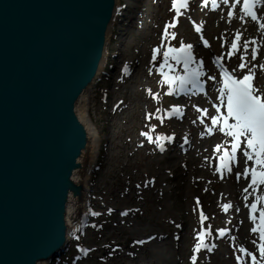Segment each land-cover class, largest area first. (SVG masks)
I'll return each mask as SVG.
<instances>
[{"label":"rangeland","instance_id":"rangeland-1","mask_svg":"<svg viewBox=\"0 0 264 264\" xmlns=\"http://www.w3.org/2000/svg\"><path fill=\"white\" fill-rule=\"evenodd\" d=\"M228 1L229 8L224 0L213 8L210 3L205 6L203 0H189L181 15L173 8V0H122L121 14L106 47V63L87 99L78 103L88 111L98 132L92 137L96 139L95 158L87 179L89 217L81 221V227L87 225L83 232L80 227L71 233L67 251L48 264H192L193 255L198 257L196 264H240L237 257L244 256L241 248L253 252L259 260V251L252 243H259V237H251L253 221L247 205L264 207V185L249 187L251 176L244 178L245 168L240 162L247 160L242 155L245 148L238 149L234 160L222 161L221 150H231V138L227 136L221 144L215 141L219 134L226 135L220 131V120L212 123L213 118H219L215 94L212 98L210 92L178 99L174 85L166 83L162 74L176 72L168 70L174 53H169L168 66H164L163 53L169 47L192 45L195 55L191 69L209 72V84L215 88L214 58L232 52L229 45L238 32L235 30L240 29L229 19L235 20L239 5L236 0ZM229 12L234 14L229 16ZM177 17L178 23L168 28L165 39L166 25ZM250 21L248 17L241 20L245 25ZM196 24L202 28L201 33L195 31ZM228 24L236 29L226 34L223 25ZM254 27L257 33L241 36L240 50H234L228 60L230 66L239 69L244 57L248 64L244 70H254L256 87L261 90L263 70L259 65L264 64V51L259 47L263 33L256 23ZM247 41L255 43L245 49ZM253 49L257 50L256 60H252ZM126 64L129 74L123 71ZM173 105L181 107L183 117L166 115ZM149 114L151 119L147 118ZM160 116L163 123L157 119ZM141 133H149L153 142ZM160 135L172 140L157 142ZM159 143L164 144L165 151H160ZM238 174L243 181L237 179ZM258 196L262 198L259 202ZM223 201L232 203L227 212L222 208ZM242 210L250 219L246 229L242 227ZM201 211L207 217L203 222ZM125 212L127 215H122ZM73 223L75 218H71ZM209 226L213 232L205 236V242L211 244L217 238V247L211 252L194 253L199 229ZM221 229L228 233L220 236ZM156 235L161 238L154 242ZM145 237L152 240L138 243ZM84 246L91 249L86 255L82 253ZM245 260L252 264L250 257Z\"/></svg>","mask_w":264,"mask_h":264},{"label":"water","instance_id":"water-1","mask_svg":"<svg viewBox=\"0 0 264 264\" xmlns=\"http://www.w3.org/2000/svg\"><path fill=\"white\" fill-rule=\"evenodd\" d=\"M117 0H0V264L68 243L93 140L78 115L100 74Z\"/></svg>","mask_w":264,"mask_h":264},{"label":"snow or ice","instance_id":"snow-or-ice-1","mask_svg":"<svg viewBox=\"0 0 264 264\" xmlns=\"http://www.w3.org/2000/svg\"><path fill=\"white\" fill-rule=\"evenodd\" d=\"M208 0H205V6H207ZM213 8L217 7L216 0H211ZM224 3H228V0H224ZM236 3L239 4L240 0H236ZM179 4V7H177ZM264 6V0H243V13L244 16H241L240 19L244 20L245 17H250V19L256 24H258L259 29L264 32V22H262L258 16L257 5ZM189 5V0H173V8L176 10L178 14H181L182 8H187ZM234 13L229 12V16H232ZM178 23V17L174 19V22L166 25L164 38L167 39L169 36L168 28L175 27ZM197 32L202 31L201 27L196 28ZM172 38H175V34H171ZM241 39V33H237L235 37V41L232 42L231 47L235 51H239L238 41ZM207 46V41H204ZM249 43H255V41H247L245 42V49ZM192 45H183L180 49L169 47L168 51L163 53V61L164 66H168L169 62V53H176L173 55L171 59L180 62L182 60L185 71L188 73L187 76H178L173 77L166 73L164 74L165 82L169 85L174 84L177 80L179 81L181 89L183 88L185 83H193L196 84L201 73L198 70H192L189 68V65L193 62V56L191 54ZM156 53H159V49L155 50ZM234 53H229L232 55ZM156 56L154 55L153 59ZM257 59V50L253 49L252 51V60ZM242 62L239 64V69L241 72L245 68L248 67L247 62L244 57H241ZM259 67L264 70V64L259 65ZM214 79V78H213ZM255 79V72L252 68L248 69L247 74H244L242 78H237L233 74L225 73V80L223 87L219 90L221 101L223 102L224 97L226 96V107H227V115L222 118H213L212 123L217 124L220 119L223 120L224 128L227 129L226 135L234 138L235 143L231 146V155L227 151H225V156L228 157L229 160L235 159V154L240 148L241 137H244L246 140V149L243 152L244 157H246L247 161H253L256 165L252 167L251 170L246 167L244 169V178L248 179V176H251V183L249 187L264 185V93H261V90L253 85V80ZM158 99L157 97H154ZM159 111V110H157ZM171 115H182L181 109L179 107H174L170 113ZM148 119L152 118V114H149ZM232 118L235 120V123L230 124L228 121ZM161 123L164 121V117H157ZM155 129L153 128V131ZM224 129H220L223 131ZM211 131V130H209ZM147 137L149 142H153V137L149 133H141ZM171 141L172 137H166L163 135L157 136L156 141ZM160 151H165V147L163 143L158 144ZM219 150V146L217 147ZM222 160L224 157L221 158ZM228 171H231V167H228ZM240 178V175H237V179ZM139 187V186H138ZM245 192L248 191L247 188L244 189ZM247 199V198H246ZM262 198L257 197V201L259 202ZM199 204V200H197ZM250 209V219L253 221V227L251 228V232L254 236L259 237V243L257 240H253L252 243L256 245L259 251V260L257 256L248 251L245 248H241L240 251L244 254L243 257L238 256L237 260L240 261V264H247L245 257H250L252 264H260L261 260H264V207H258V203H252L247 205ZM230 205H224L223 208L225 211L228 210ZM111 211V210H110ZM259 212L257 216L256 213ZM94 215H98V213H93ZM122 215H127V213H122ZM207 217L203 215L201 211V221L206 220ZM205 235L211 236V228L209 226L208 229H203L196 236L197 243L194 246V253H199L202 249H206L211 252L216 245L209 244L205 242ZM225 235V230H220V236ZM138 243H144L143 241H138ZM198 257L197 255H193L191 257L192 264H196Z\"/></svg>","mask_w":264,"mask_h":264},{"label":"bare ground","instance_id":"bare-ground-1","mask_svg":"<svg viewBox=\"0 0 264 264\" xmlns=\"http://www.w3.org/2000/svg\"><path fill=\"white\" fill-rule=\"evenodd\" d=\"M122 7H123L122 0H117L116 16L120 13L119 11H120V9ZM125 7L127 8L128 5H126ZM242 15H243V13H241V12L237 13L236 14V17H235V20L233 21V18H232V21H231V23L234 22V27H236L238 25L240 26V29L239 30H235L236 28L233 29V25H230V24L223 25V28L226 29L225 30V33L226 34H229L230 32H233L234 30L235 31H242L241 32V35H243L242 37L247 36V35L248 36L255 35L257 33V29L254 27L255 22L250 21L251 24H249V25L248 24L247 25L243 24L241 22V19H240V17ZM220 21L222 22L221 19H220ZM261 21L264 22V11H263V14H262V17H261ZM114 22H115V20H113L112 23H111V25H110L109 33H110L111 29L113 28ZM108 37H109V34H108ZM261 41L262 42H260V45L262 44V48H260V51H263V49H264V39H261ZM105 62H106V57L104 55V58H103V61L101 63V67H100L101 69H102L103 65L105 64ZM243 71H245V70H243ZM240 73H242V72L240 71ZM260 75H261V79H262V82H261V85H260V87H261V93H264V70L260 72ZM214 86H215V89L218 88V92L220 94V91L219 90L223 87V81L218 80V78L215 79ZM92 88H93V86L91 85V87H89L82 94L81 100L82 99H87L86 97L91 92ZM212 97H213V94L211 93L210 98H212ZM226 99L227 98L225 96L224 99H223L225 103H226ZM77 110H78V115H79L80 119L85 123V125H86V127H87V129L89 131L90 136L91 137L95 136L98 132L96 130V127L93 125V122H92V120H91V118H90V116L88 114V111H85L79 105L77 106ZM225 110H227L226 105H225ZM231 121H235V120L232 119V118H230L229 119V122H231ZM226 138H227V135L219 134L215 138V141L219 142L218 144H221V143H223L226 140ZM92 140H93L94 152L92 150V160L91 161H93L94 158H95V145H96L95 144L96 143V139L92 138ZM206 151H208V147H206ZM252 165L254 166V162L253 161H247V160H245L243 162L242 161L240 162V167H243V168H246V167L248 168V167H250ZM87 175H88V173H87ZM243 179L244 178L242 176H240V180L243 181ZM246 195L248 197H250L251 196V193H246ZM88 206H89L88 198L86 199V201L84 202V204L82 206H80V207H76V206L71 205V204L69 205V207H68V214H67V216H68V222L70 223V227L68 229V240H70V238H71V233L76 232L77 229L79 228L80 223H81V220H82V217L88 212L87 211ZM241 217H242V227H243V229H246L247 222L250 219L247 218V215H245L244 210H242V212H241ZM71 218H75V223L71 224ZM155 237H156V239H155L154 242H157L161 238L159 235H156ZM251 237L252 238H256V236H254L252 233H251ZM48 263H49V261L44 260V261H39L37 264H48Z\"/></svg>","mask_w":264,"mask_h":264}]
</instances>
